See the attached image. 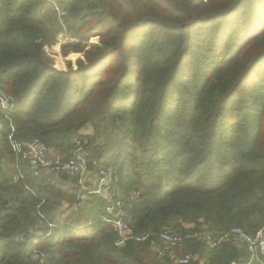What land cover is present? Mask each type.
Segmentation results:
<instances>
[{
  "label": "trees",
  "instance_id": "trees-1",
  "mask_svg": "<svg viewBox=\"0 0 264 264\" xmlns=\"http://www.w3.org/2000/svg\"><path fill=\"white\" fill-rule=\"evenodd\" d=\"M63 30L78 39L63 52L84 56L67 70L44 51ZM91 36L99 43L82 44ZM0 87L14 100L0 107V264L264 262L245 245L194 237L173 249L197 256L187 263L150 240L118 245L102 197L74 209L79 177L35 174L7 140L11 121L16 139L68 157L89 126V168L115 167L133 232L254 233L264 225V0H0Z\"/></svg>",
  "mask_w": 264,
  "mask_h": 264
},
{
  "label": "built area",
  "instance_id": "built-area-1",
  "mask_svg": "<svg viewBox=\"0 0 264 264\" xmlns=\"http://www.w3.org/2000/svg\"><path fill=\"white\" fill-rule=\"evenodd\" d=\"M59 14L63 11L58 10ZM0 107L3 110L11 111L14 107L12 96L0 87ZM7 140L11 150L22 159L29 163V166L35 174L40 172L59 173L66 172L69 175H77L79 183L82 185L84 192L80 195L78 201L73 204V208L77 209L85 204L86 195L88 193L97 194L105 201L103 221L112 225L116 235L117 244H124L127 240L134 239L136 241H151L152 248L159 254H170L178 263H187L190 259H197L195 254H187L185 256L176 257L174 247L182 242L186 237H194L202 239L210 247H216L222 243L235 240L236 242L247 246L252 257L254 255H262L264 257V225L257 229L254 233L246 232L240 226H232L221 234H214L211 230L202 227L194 230L186 235L183 232L164 227L157 232L141 231L133 232L130 226V220L125 217L121 196L116 188L118 175L114 166H108L93 173L89 168V136L84 135L73 140V149L68 157L61 154L49 155L50 147H48L39 138H15V126L10 121V132L7 134ZM138 195V192H136ZM51 225V224H50ZM192 228L191 224L185 226ZM48 235V234H47ZM18 238V237H17ZM159 240L162 246L156 245ZM29 241V239L27 238ZM203 260H200V262ZM231 264H235L232 262ZM264 264V262H261Z\"/></svg>",
  "mask_w": 264,
  "mask_h": 264
},
{
  "label": "rangeland",
  "instance_id": "rangeland-1",
  "mask_svg": "<svg viewBox=\"0 0 264 264\" xmlns=\"http://www.w3.org/2000/svg\"><path fill=\"white\" fill-rule=\"evenodd\" d=\"M95 39H96V41H94ZM77 42H78V39L76 37H74L69 32L63 30L58 34V36H57V38L53 44L44 47V51H45L46 55L48 56V58L50 59L51 63L53 64V67L60 69V70H67L68 67H72V68L77 67V61L79 59H84L83 52L82 51H76L74 48L67 49L66 52H63V50H62V45H66L69 43L72 44V43H77ZM83 43H85L87 45L98 44L99 43V37L98 36H91L87 41L82 42V44ZM70 53L78 54V56L74 60L68 59L67 56ZM58 57H61L62 61H63L62 66H60V67L59 66L56 67V65H55V61H56L55 59ZM99 138H100V133L96 134L95 141H99ZM51 151H52V153L49 155L52 156V155H54V150H51ZM93 173H95V172H93ZM119 194H120V192H119ZM187 224L192 225L191 222L187 223ZM183 226H185V223H183ZM182 228L184 229V227H182ZM31 230H32V228H31ZM176 230H178V228ZM24 233H26L27 237H29V232L27 230ZM18 239L20 240L22 238L18 237ZM229 242H231V244L237 248H242L244 246V245L236 242L235 240H230ZM178 251H179V249L177 251L175 250L176 257H180V255H181ZM38 254H40L39 251L33 250V252L31 253V258L33 260H36Z\"/></svg>",
  "mask_w": 264,
  "mask_h": 264
},
{
  "label": "bare ground",
  "instance_id": "bare-ground-1",
  "mask_svg": "<svg viewBox=\"0 0 264 264\" xmlns=\"http://www.w3.org/2000/svg\"><path fill=\"white\" fill-rule=\"evenodd\" d=\"M78 56V54H72V53H70L68 56H67V58L68 59H71V60H74L76 57ZM56 61H55V65H56V67H60V66H62V58L61 57H58V58H56L55 59ZM73 64V63H72Z\"/></svg>",
  "mask_w": 264,
  "mask_h": 264
},
{
  "label": "crops",
  "instance_id": "crops-1",
  "mask_svg": "<svg viewBox=\"0 0 264 264\" xmlns=\"http://www.w3.org/2000/svg\"><path fill=\"white\" fill-rule=\"evenodd\" d=\"M85 133L88 134V136H91L93 134V130L90 129L89 126H86L85 129H84ZM51 150H54V154H61L59 153V151H57L56 149H54L53 147H50V153H52ZM203 261H201L200 263H202Z\"/></svg>",
  "mask_w": 264,
  "mask_h": 264
}]
</instances>
